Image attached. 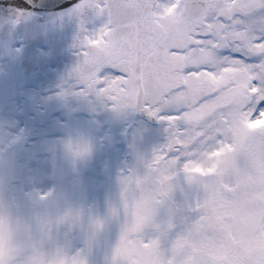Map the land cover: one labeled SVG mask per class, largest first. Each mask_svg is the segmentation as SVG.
<instances>
[{"label": "clouds", "instance_id": "obj_1", "mask_svg": "<svg viewBox=\"0 0 264 264\" xmlns=\"http://www.w3.org/2000/svg\"><path fill=\"white\" fill-rule=\"evenodd\" d=\"M79 172L95 144L58 145ZM120 173L103 210L70 189H18L0 166V264H264V122L237 118L175 164Z\"/></svg>", "mask_w": 264, "mask_h": 264}, {"label": "snow or ice", "instance_id": "obj_2", "mask_svg": "<svg viewBox=\"0 0 264 264\" xmlns=\"http://www.w3.org/2000/svg\"><path fill=\"white\" fill-rule=\"evenodd\" d=\"M74 12L75 94L160 124L148 167L206 150L237 118L264 122V0H81Z\"/></svg>", "mask_w": 264, "mask_h": 264}, {"label": "rangeland", "instance_id": "obj_3", "mask_svg": "<svg viewBox=\"0 0 264 264\" xmlns=\"http://www.w3.org/2000/svg\"><path fill=\"white\" fill-rule=\"evenodd\" d=\"M18 47L13 42L9 54L0 50V166L6 164L18 177V189L56 185L102 211L120 173L149 159L164 133L136 125L123 128L132 110L116 112L107 102L77 95L76 85L45 95L23 87ZM69 133L85 134L95 144L92 158L77 173L63 164L57 150Z\"/></svg>", "mask_w": 264, "mask_h": 264}, {"label": "water", "instance_id": "obj_4", "mask_svg": "<svg viewBox=\"0 0 264 264\" xmlns=\"http://www.w3.org/2000/svg\"><path fill=\"white\" fill-rule=\"evenodd\" d=\"M80 2L0 0V46L8 52L11 33L15 31L22 43L18 69L25 84H33L45 91L75 81L69 74L80 62L77 48L80 18L74 12V6ZM39 47L45 48L47 53H41ZM135 115L153 122L141 112L135 111Z\"/></svg>", "mask_w": 264, "mask_h": 264}]
</instances>
